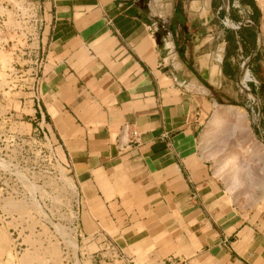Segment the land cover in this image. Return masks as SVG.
I'll return each instance as SVG.
<instances>
[{"label": "crops", "instance_id": "obj_1", "mask_svg": "<svg viewBox=\"0 0 264 264\" xmlns=\"http://www.w3.org/2000/svg\"><path fill=\"white\" fill-rule=\"evenodd\" d=\"M40 2L47 100L46 115L40 106L34 117L50 121L61 141L86 201L84 233L99 225L114 236L124 264H257L244 256H263V235L248 243L249 225L220 231L207 215L220 185L198 151L206 112L239 74L232 56L215 58L220 43L211 45L223 35L215 18L224 0ZM235 38L247 47L243 32ZM124 124L140 139L120 150Z\"/></svg>", "mask_w": 264, "mask_h": 264}, {"label": "rangeland", "instance_id": "obj_2", "mask_svg": "<svg viewBox=\"0 0 264 264\" xmlns=\"http://www.w3.org/2000/svg\"><path fill=\"white\" fill-rule=\"evenodd\" d=\"M17 1L0 0V264H101L105 259L111 264H124V253L114 247V236L107 235L99 225L92 229L85 226L89 235L84 233L81 221L86 216V201L59 146L61 141L50 121L41 122L34 117L36 98L46 115L44 78L48 71H41L42 67L35 71L38 39L26 42L19 31L12 30L17 24ZM233 1L228 3L233 19L249 15L253 23L235 33L221 23L224 11L216 13L223 35L212 39L215 42L211 45L220 43L222 64L228 55L232 56L229 60L239 74L228 82L227 91L217 93L219 105L213 104L206 112L198 151L211 178L216 174L220 185V194L210 197L211 203L206 204L207 215L216 220L220 231L229 222L249 225V243L253 236L264 238V3L253 0L260 10L254 23L248 4L252 0H237L251 10L250 14L248 8L244 14L239 13L238 8L231 6ZM241 32L246 37V48L228 40L231 33L239 39ZM253 36L256 44L252 43ZM239 47L251 56L249 72L256 80L248 83L251 98L241 90ZM39 52L46 56L42 49ZM232 106L240 109L233 112ZM218 113L221 117L212 125L210 121ZM206 132L208 138L202 141ZM119 140L122 141L121 135ZM119 140L122 150L124 142ZM103 251L107 258L101 255ZM259 255L257 251L244 257L264 264V249L263 256ZM153 260L156 259L138 257L134 261L143 264Z\"/></svg>", "mask_w": 264, "mask_h": 264}, {"label": "built area", "instance_id": "obj_3", "mask_svg": "<svg viewBox=\"0 0 264 264\" xmlns=\"http://www.w3.org/2000/svg\"><path fill=\"white\" fill-rule=\"evenodd\" d=\"M16 3H17L15 5L16 12H14L15 13L14 16L15 19L17 20L16 21L17 24L12 26V30L14 29L15 31H19V35H21V37L26 42L28 41L32 42L38 39L36 51H35L36 54H34L35 62L38 63V67L35 71H40L41 67L43 70L44 64L46 63V56H43V54L39 52L40 50L39 39L45 24L44 16L42 13L41 2L40 0H18ZM231 6L238 8V12L241 14H244L246 12V9L248 8L241 6V4L237 0H234ZM229 8H230L229 5H227V7L221 5L218 8L217 13H219L220 10L224 11V14L222 15L220 21L224 26L234 30L235 33H237V31L241 27L253 23V20L249 17V15L242 16L241 19L239 20L231 18L230 13H228ZM247 12L250 14L251 10L248 8ZM237 57L238 60L240 61L239 63L240 70L249 72L250 71L249 62L251 56L249 54L244 53L242 48L239 47ZM249 82L256 83V80L254 79L253 76H251L250 72L248 73V79L244 82L241 81L240 83H241V90L248 92L247 95L248 97L251 98L252 90L248 86ZM36 100H37L36 105L40 109L38 98H36ZM251 111L255 112L253 107H251ZM122 133L127 134V140L122 144V146L130 147L132 144H136V145L139 144L140 135L136 129L131 128L128 124H124L121 128L120 135H122ZM119 142L122 141L119 140ZM123 256L124 255H122L121 257L123 258ZM131 264H135V263L131 262ZM143 264H189V263L187 259L184 257H176V258L168 257L164 259H156L153 261H148Z\"/></svg>", "mask_w": 264, "mask_h": 264}, {"label": "bare ground", "instance_id": "obj_4", "mask_svg": "<svg viewBox=\"0 0 264 264\" xmlns=\"http://www.w3.org/2000/svg\"><path fill=\"white\" fill-rule=\"evenodd\" d=\"M229 3V1L228 0H224V5L223 6H225V7H227V5H229L228 4ZM216 53H215V58L216 59H221V56H222V53H223V48L221 47V45H219L218 47H217V49H216V51H215ZM248 71H243V75H242V78H241V81L242 82H244V81H246L247 79H248ZM232 108V111L233 112H237L240 108L238 107V106H232L231 107ZM229 111H230V109H229ZM232 114V113H231ZM235 114V113H234ZM221 115V114H220ZM219 115V113H218V115L217 114H215L214 116H213V119L210 121V123L212 124V125H215L218 121H219V119H220V116ZM207 134V132L206 133H204V135L202 136V138H200L202 141L204 140L205 141V138L208 136V135H206ZM208 138V137H207ZM202 141H201V143H202ZM25 260V259H24ZM28 261V260H27ZM28 263V262H27ZM25 264H26V262H25Z\"/></svg>", "mask_w": 264, "mask_h": 264}, {"label": "trees", "instance_id": "obj_5", "mask_svg": "<svg viewBox=\"0 0 264 264\" xmlns=\"http://www.w3.org/2000/svg\"><path fill=\"white\" fill-rule=\"evenodd\" d=\"M231 2V0H229ZM251 8H252V14L254 15V23L258 21V14L260 12L259 8L257 7V5L255 4V2L252 0V1H249L248 3ZM221 6V5H220ZM260 15V14H259ZM230 17L233 18L230 14ZM229 42H233L234 40V34L231 33V35H229V38H228Z\"/></svg>", "mask_w": 264, "mask_h": 264}]
</instances>
